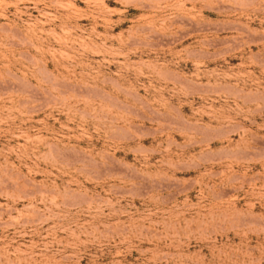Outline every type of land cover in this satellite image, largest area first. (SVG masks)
Wrapping results in <instances>:
<instances>
[{
    "label": "rangeland",
    "instance_id": "rangeland-1",
    "mask_svg": "<svg viewBox=\"0 0 264 264\" xmlns=\"http://www.w3.org/2000/svg\"><path fill=\"white\" fill-rule=\"evenodd\" d=\"M0 264H264V0H0Z\"/></svg>",
    "mask_w": 264,
    "mask_h": 264
}]
</instances>
